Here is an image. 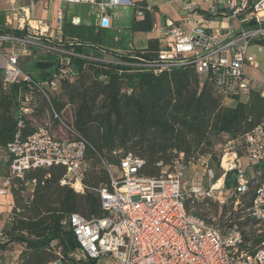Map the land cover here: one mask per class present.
<instances>
[{"label": "built area", "instance_id": "obj_1", "mask_svg": "<svg viewBox=\"0 0 264 264\" xmlns=\"http://www.w3.org/2000/svg\"><path fill=\"white\" fill-rule=\"evenodd\" d=\"M51 1L4 0L6 6L0 10L2 27L19 33L0 32V69L4 88L19 81L26 83L27 89L18 97V112L22 115L33 111V91L49 100V92L59 88L62 78L72 80L73 57L153 74L192 66L200 80L216 83L225 94L246 96L256 83L244 67H257L255 55L248 52L252 42L256 41L258 49L264 50V0H222L226 21L235 20L238 24V27L228 25L225 35L212 30L206 22L185 30L179 22L166 18L154 28L159 43L157 56L140 61L133 60V48L122 53L128 57L124 59L108 54L103 48L99 49L100 55L79 53L75 49L82 45L79 38L65 36L62 31L61 8L54 9L52 21L33 15L36 3L46 6ZM59 1L94 6L96 31L112 26L117 8L130 7L135 16L142 15L134 0ZM182 10L196 12V0H182ZM71 23L77 25L80 20L72 18ZM34 52L55 56L58 68L48 80L36 81L32 73L21 67L20 59ZM259 85L264 94V79ZM53 114L57 116L54 110ZM50 126L48 119L25 138L16 132L0 148V155L8 157L9 174L20 177L32 168L62 165L66 170L61 184L83 193L85 142L56 137ZM229 143L242 148L243 154L225 149L217 171L202 159L206 156L200 157L202 173L191 183L185 179L181 158L163 166L156 176L139 174L143 160L131 153L115 166L119 173L116 176L111 165L106 164L108 182L96 189L102 216L85 218L73 213L64 221L78 242L72 256L81 264H264V180L257 177L259 166L264 163L263 123ZM227 172H234L235 177L229 188L224 185ZM255 178L254 195L245 211L259 227L258 244L245 240L236 223L220 228L194 211L196 204L209 198L221 205L229 201L236 209ZM8 184V178L0 176L1 187L9 190Z\"/></svg>", "mask_w": 264, "mask_h": 264}, {"label": "trees", "instance_id": "obj_2", "mask_svg": "<svg viewBox=\"0 0 264 264\" xmlns=\"http://www.w3.org/2000/svg\"><path fill=\"white\" fill-rule=\"evenodd\" d=\"M135 2L142 11V20H135L134 26L150 29L147 18L151 8L143 0ZM2 22L0 14V32L19 34L4 29ZM75 49L79 51L80 47ZM158 50L157 39L150 38L145 48L134 49L132 58L154 59ZM20 65L24 70L31 67L36 81L48 80L58 68L54 55L38 52L21 58ZM70 66L72 80L62 78L59 88L49 92V100L32 92L33 111L27 115L18 112V97L27 89L26 83L19 81L4 88L0 73V148L16 132L25 138L48 119L56 137L85 142L83 193L61 184L66 170L62 165L32 168L19 177L9 174L8 157L0 155V176L8 178L12 197L9 219L0 229V252L20 245L14 264L82 263L72 256L78 242L64 221L73 213L85 218L102 216L96 189L108 182L106 164L118 165L122 157L131 153L143 160L139 174L145 176L158 175L163 166L177 158L187 164L207 156L218 168L219 156L214 148L222 136L239 140L261 123L264 129L261 90L251 89L246 96L225 94L216 83L200 80L192 66L153 74L76 57L71 58ZM226 98L233 99L234 104H225ZM66 105L73 107L69 120L64 117ZM41 119L40 124L34 123ZM258 170V179L264 180V163ZM234 182V172H227L225 187ZM251 184L252 181L244 195L245 207L254 195L255 184ZM185 207L189 208L187 201ZM233 218L230 224L236 223L240 229L248 221H238L237 213ZM242 233L252 245L261 240L244 230Z\"/></svg>", "mask_w": 264, "mask_h": 264}, {"label": "crops", "instance_id": "obj_3", "mask_svg": "<svg viewBox=\"0 0 264 264\" xmlns=\"http://www.w3.org/2000/svg\"><path fill=\"white\" fill-rule=\"evenodd\" d=\"M143 1L151 8L149 11L151 16L147 18L150 22V29L134 26L135 20H142V17L135 16L130 7L115 9V14H113L112 17V26L108 29H100L98 31L95 30L94 26L96 10L94 6L89 4H82L91 8L90 11L92 13H87L88 15L86 19L78 12H73L68 15V6L70 4L59 0H52L46 6L42 3H36L32 11L34 16L43 18L47 21H52L54 9L57 7L61 8L63 12L62 31L65 36H76L73 33L76 29L82 31L87 28L92 29L96 35L94 39L86 41H81L79 39L82 45L79 46L80 50L77 51L82 54L94 53L100 55L99 49L103 48L108 54L117 55L127 52L130 48H145L148 39L156 37L154 28L160 26L166 18L179 22L185 30H188L199 23L206 22L212 30L218 32L220 35L226 34L228 25L238 27L235 20H231L230 22L226 21L224 16V3L222 0H196L198 8L196 12H186L182 10V0ZM5 6L6 4L4 0H0V10L4 9ZM72 18H79L80 23L77 25L71 23ZM257 46V42L254 41L248 47V52L255 55L257 67L249 65H245L244 67V71L256 80V83L252 86L253 89L256 88V86L260 87L259 83L264 79L262 74V71L264 70V50H259ZM224 103L227 105H233L234 100L226 98ZM241 158H244V156H241ZM0 199H4L3 203L0 202L1 229L9 219V209L12 203V197L9 190L4 189V195L0 196ZM18 247L19 248L16 250L17 253L21 249L20 245H18Z\"/></svg>", "mask_w": 264, "mask_h": 264}, {"label": "rangeland", "instance_id": "obj_4", "mask_svg": "<svg viewBox=\"0 0 264 264\" xmlns=\"http://www.w3.org/2000/svg\"><path fill=\"white\" fill-rule=\"evenodd\" d=\"M90 9L91 8H88L82 4H70L68 6V15L73 12H78L80 15H82L86 19L88 15L87 13H90V14L92 13ZM73 33L81 41L91 40L96 37L92 29H88V28L83 31L76 29L73 31ZM26 71L33 73L31 72L32 71L31 67L26 68ZM0 73H1V69H0ZM254 89L259 90L260 87L256 86V88ZM72 110H73V107L71 105H66L65 110H64L65 119H68V120L70 119V113L72 112ZM41 122H42V119L36 120L34 123L38 125ZM225 149H229V150L235 149L238 151L240 155L243 154L242 148H240L239 146H235V145L233 146L232 143H229V140L227 139V137L222 136L214 148V152L216 156H219V160ZM202 159L206 160L209 163V165L212 168H214V170L217 171V167L211 158L207 157V158H202ZM180 163L184 167V170L186 173L185 179L189 183L195 181L196 178L199 177L200 174L202 173L201 168H200L199 158L196 161L189 162L187 164H184L182 161ZM115 166L116 165H111L110 167L111 172L113 173L114 176L119 174ZM253 181L254 182H252L251 187L254 186L256 182V178ZM204 182H205V179H204ZM1 186L2 185H0V196L4 195V191H3L4 188ZM222 193L224 194V192ZM3 200L4 199H0V202L3 203L4 202ZM245 201H246V197L242 200L241 205H238L237 208L235 209L233 203L229 201L221 205L219 204V202H217V200L209 198L207 200H203L202 202H199L198 204H196V206L194 207V210H196L199 214H201L208 222H211L220 228H222L223 226L227 224H230L232 220H235V218H233V214L237 213L239 214L238 221H243L246 218H248L247 223L242 225L241 229L244 230L249 235H252V234L256 235L257 233L256 230L259 229V227L255 224L254 221L250 220V218L247 216V212L245 211V205H244ZM18 248H19L18 244H14L10 249L0 252V264H14L17 260L18 253L16 250Z\"/></svg>", "mask_w": 264, "mask_h": 264}, {"label": "bare ground", "instance_id": "obj_5", "mask_svg": "<svg viewBox=\"0 0 264 264\" xmlns=\"http://www.w3.org/2000/svg\"><path fill=\"white\" fill-rule=\"evenodd\" d=\"M219 182L221 183V178L219 179Z\"/></svg>", "mask_w": 264, "mask_h": 264}]
</instances>
